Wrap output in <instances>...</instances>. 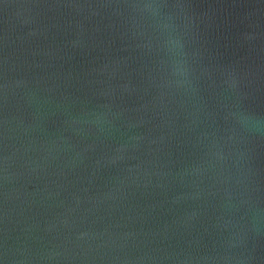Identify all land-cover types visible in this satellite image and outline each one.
I'll list each match as a JSON object with an SVG mask.
<instances>
[{"label":"water","instance_id":"95a60500","mask_svg":"<svg viewBox=\"0 0 264 264\" xmlns=\"http://www.w3.org/2000/svg\"><path fill=\"white\" fill-rule=\"evenodd\" d=\"M0 264H264V0H0Z\"/></svg>","mask_w":264,"mask_h":264}]
</instances>
